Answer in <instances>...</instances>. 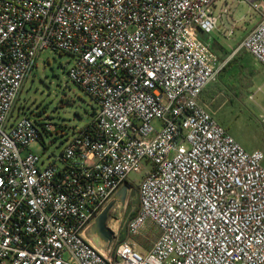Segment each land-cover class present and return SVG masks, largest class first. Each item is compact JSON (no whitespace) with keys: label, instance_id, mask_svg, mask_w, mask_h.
<instances>
[{"label":"built area","instance_id":"2783aa9c","mask_svg":"<svg viewBox=\"0 0 264 264\" xmlns=\"http://www.w3.org/2000/svg\"><path fill=\"white\" fill-rule=\"evenodd\" d=\"M216 1L0 0V264H264V152L201 103L239 52L264 66V0H238L262 20L224 60L198 37L218 28ZM47 50L74 58L98 111L44 160L32 148L55 125L17 107ZM145 162L128 236L160 235L103 251L87 231Z\"/></svg>","mask_w":264,"mask_h":264},{"label":"rangeland","instance_id":"374dc122","mask_svg":"<svg viewBox=\"0 0 264 264\" xmlns=\"http://www.w3.org/2000/svg\"><path fill=\"white\" fill-rule=\"evenodd\" d=\"M225 2L232 5L228 15L234 20L230 27H234L236 31L234 39L237 40L245 31H250L259 24L262 13L253 9L249 3L238 0H220L217 8H214L217 16L221 12L220 6ZM222 41L231 49L235 47L233 38H222ZM241 52L234 57V68H225L218 82L210 85V111L227 133L247 151L264 152V66L246 51ZM73 63L74 58L69 54L51 50L42 52L18 101L17 112L21 110L23 115L33 119L45 118L55 125L53 136L46 140L47 146L39 144L32 148L44 160L59 155L64 147V138L71 137L76 130L86 127L98 111L91 96L70 80L68 70ZM252 95H256L255 100L250 99ZM61 130L63 137L60 136ZM151 169L152 166L145 162L141 172L129 175L127 183L131 191L125 204L118 201L109 212L105 229L112 246L127 239L128 221L140 207V183ZM159 235L157 226L149 223L139 235L126 241L136 244L140 251H144L152 247Z\"/></svg>","mask_w":264,"mask_h":264},{"label":"crops","instance_id":"0c3cea01","mask_svg":"<svg viewBox=\"0 0 264 264\" xmlns=\"http://www.w3.org/2000/svg\"><path fill=\"white\" fill-rule=\"evenodd\" d=\"M220 0H217L215 3V8H217V5L219 4ZM221 7V12L219 14V25L218 28L212 32L210 35H206V34H202L200 33L198 35L199 39L208 44L212 51L220 58V59H228L234 52L235 50L240 46V44L244 41V39L250 34V32H252L257 26L258 23L255 25V27L253 29H251L250 31H245L242 35L239 36V38L236 40L234 39L235 35H236V31L234 30L233 35L232 36H228V30L230 29L232 22L234 20H231L229 18L228 12H230V9L232 7V5H230V3L225 2L222 4ZM215 10V9H214ZM216 13V10H215ZM231 14V13H230ZM232 18H234V15L232 16ZM262 20V17H261ZM260 20V22H261ZM259 22V23H260ZM216 33V34H215ZM222 38L230 40L231 38H233V40H235L236 44L235 47L233 49H231L230 47H228L226 45V43H224L222 41ZM232 50V51H231ZM242 53V52H241ZM248 53V52H247ZM249 54V53H248ZM213 84V83H212ZM211 85V84H210ZM210 85H208L202 96H201V103L203 105H205L209 110H210V101L211 99L209 98V87ZM127 187V195L125 198V201H120V199L117 197L118 193L124 188ZM131 191V188L129 187L128 183H126L108 202V204L105 206L104 210L106 208H108L111 204L115 203L116 201H120L121 204H125L127 197L129 195V192ZM140 195V193H139ZM116 202V203H117ZM115 203V204H116ZM114 204V205H115ZM114 208V207H113ZM112 208V209H113ZM104 210L102 212H104ZM137 214V212L135 213ZM134 214V215H135ZM100 216V215H99ZM98 216V217H99ZM97 217V218H98ZM133 218V217H132ZM131 218V219H132ZM96 221V220H95ZM95 221L90 225L88 231H87V238L89 239V241H91L96 247H98L99 249L103 250V251H108V249L112 246V241L108 238H104L102 236H100L97 232H93L92 228L95 224ZM129 222V221H128ZM128 234V233H127ZM127 237V236H126ZM122 242V241H121ZM120 242V243H121ZM140 249L142 250L143 247H141V245L139 246ZM143 251V250H142ZM147 250H144L143 252H145Z\"/></svg>","mask_w":264,"mask_h":264},{"label":"water","instance_id":"95a60500","mask_svg":"<svg viewBox=\"0 0 264 264\" xmlns=\"http://www.w3.org/2000/svg\"><path fill=\"white\" fill-rule=\"evenodd\" d=\"M126 195H127V187H124L118 193V196L117 197L120 199V201H125ZM115 203L111 204L108 208H106L104 210V212H102L100 214V216L96 219L95 224H94V226L92 228V231L93 232H97L100 236H102L104 238H108V236H107V230L105 229V223H106V221L108 219L109 212L111 211V209L113 208V206H114Z\"/></svg>","mask_w":264,"mask_h":264},{"label":"trees","instance_id":"16d2710c","mask_svg":"<svg viewBox=\"0 0 264 264\" xmlns=\"http://www.w3.org/2000/svg\"><path fill=\"white\" fill-rule=\"evenodd\" d=\"M235 61H236V59H234L233 58V60L228 64V66L226 67V69L228 70V69H233L234 68V66H235ZM136 216V214L133 216V218ZM127 236H128V234H127ZM127 239H129V236L127 237ZM127 239H125V240H123L122 242H125ZM121 242V243H122Z\"/></svg>","mask_w":264,"mask_h":264}]
</instances>
